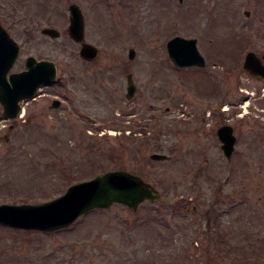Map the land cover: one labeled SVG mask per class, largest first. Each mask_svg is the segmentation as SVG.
Here are the masks:
<instances>
[{
    "label": "rangeland",
    "instance_id": "1",
    "mask_svg": "<svg viewBox=\"0 0 264 264\" xmlns=\"http://www.w3.org/2000/svg\"><path fill=\"white\" fill-rule=\"evenodd\" d=\"M72 2L96 62L85 64L68 34ZM0 4L20 46L13 70L32 55L55 62L59 76L47 88L55 95L24 104L16 121L0 119V204L44 202L111 170L161 193L136 210L112 204L51 232L0 224V264H264V80L242 67L247 51L264 54V0ZM46 27L60 36H45ZM175 35L196 38L206 66L176 68L166 49ZM56 95L67 117L49 108ZM224 123L236 136L230 160L217 136ZM154 152L169 158L152 160Z\"/></svg>",
    "mask_w": 264,
    "mask_h": 264
},
{
    "label": "water",
    "instance_id": "2",
    "mask_svg": "<svg viewBox=\"0 0 264 264\" xmlns=\"http://www.w3.org/2000/svg\"><path fill=\"white\" fill-rule=\"evenodd\" d=\"M68 12L67 31L79 45V56L88 60L95 59L99 50L95 45L84 41V19L80 6L72 2L68 6ZM245 13L249 14L248 11ZM42 32L52 38L60 35L53 27L43 28ZM166 49L176 68L206 66V59L197 48L196 38L175 35L167 41ZM19 52V44L0 25V103L9 118L17 115L19 101L33 98L41 83H50L57 77V68L53 61H37L33 56L27 58L26 70L9 73ZM135 55V49L129 48L128 58L133 59ZM243 68L250 75L264 79V63L253 51L246 53ZM126 78V98L131 99L136 85L131 73ZM217 135L224 156L230 160L236 142L233 127L222 125L218 128ZM149 158L159 161L166 160L169 156L154 152ZM160 197V191L141 176L124 170H111L73 183L63 194L51 200L40 203H1L0 224L18 229L51 232L70 226L80 216L95 209H105L117 203L136 210L143 201L155 202Z\"/></svg>",
    "mask_w": 264,
    "mask_h": 264
},
{
    "label": "flooded vegetation",
    "instance_id": "3",
    "mask_svg": "<svg viewBox=\"0 0 264 264\" xmlns=\"http://www.w3.org/2000/svg\"><path fill=\"white\" fill-rule=\"evenodd\" d=\"M2 4H0V10H2V7L3 6H1ZM79 5V4H78ZM69 6V5H68ZM80 6V5H79ZM81 8V7H80ZM81 11H82V9H81ZM82 14H83V12H82ZM83 19H84V14H83ZM0 25L2 26V27H4L5 29H6V27H5V25H4V22L3 21H1L0 20ZM41 33L42 34H44L43 32H42V29H41ZM45 36H49V35H47V34H44ZM60 36V35H59ZM50 37V36H49ZM84 41H85V22H84ZM86 42V41H85ZM255 53V52H254ZM20 54V53H19ZM256 55H258L257 53H255ZM19 56L20 55H18V57L16 58V60H15V62H14V64H13V66H12V68H11V70H10V73L11 72H20V71H23V70H26V60H27V58L29 57V55L25 58V60H24V67H20V68H18L17 69V71L14 69L13 70V68L15 67V65H16V62H17V60H18V58H19ZM98 56H99V53H98ZM258 57H260V58H262V63H264V54H261V55H258ZM34 58L37 60V61H39V60H49V59H47V58H43V57H41V58H37V57H35L34 56ZM81 59H82V61L85 63V64H90V63H93V62H96V60L98 59V57H96L95 59H93V60H88V59H85V58H82L81 57ZM51 61V60H50ZM55 63V62H54ZM56 64V63H55ZM56 67H57V65H56ZM244 69V68H243ZM244 71H245V69H244ZM246 72V71H245ZM247 73V72H246ZM129 74V73H128ZM249 74V73H248ZM250 75V74H249ZM251 77H253V78H258L259 80H264V79H262V78H260V77H254V76H252V75H250ZM59 80V76L57 75V77H56V79L54 80V81H52V82H50V83H41L38 87H37V89H36V92H35V95H34V97L33 98H31V99H28V100H21L20 102H18V104H19V110H18V112H17V115L14 117V118H9V117H6V115H5V110H4V106L0 103V119L1 120H5V121H16V120H18V119H20V118H22V116H24L25 115V110H26V108H24V104H26V105H29V103L31 102V103H36V102H38L39 100H41L43 97H46V96H48V95H55L54 93H52L50 90H48L47 88H50V87H52L57 81ZM65 93H63V96H65L64 95ZM63 102H64V100L62 101V100H60L59 98H58V95H56V97H53V98H51V101H50V104H49V108L51 109V110H54V111H56L57 112V115L59 116V117H67V115L68 114H66V112H62L61 111V109L63 108V106H64V104H63ZM65 107V106H64ZM225 109V108H224ZM9 112H12V111H9ZM220 114L222 113V112H219ZM29 121V116L26 118V120H25V122H28ZM224 124H228V123H224ZM223 125V124H222ZM230 125V124H229ZM9 127H13V124H9ZM233 127V126H232ZM234 131V130H233Z\"/></svg>",
    "mask_w": 264,
    "mask_h": 264
}]
</instances>
